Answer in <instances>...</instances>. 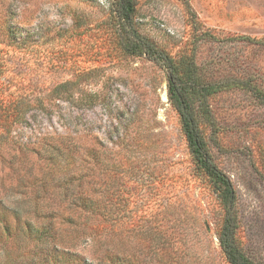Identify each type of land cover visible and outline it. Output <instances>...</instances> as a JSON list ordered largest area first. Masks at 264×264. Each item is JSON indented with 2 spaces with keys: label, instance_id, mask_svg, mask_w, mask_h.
<instances>
[{
  "label": "rangeland",
  "instance_id": "1",
  "mask_svg": "<svg viewBox=\"0 0 264 264\" xmlns=\"http://www.w3.org/2000/svg\"><path fill=\"white\" fill-rule=\"evenodd\" d=\"M129 1L140 34L181 67L192 61L203 83L224 84L191 96L212 159L235 190L237 242L264 264V0ZM118 6L0 0V209L15 221V208L33 214L38 193L67 204L81 183L103 198L118 188L112 236L121 264H229L218 240L223 190L196 166L168 70L123 48ZM100 219L78 211L71 221L78 229L67 246L87 264H109L111 227L92 239ZM20 237L0 243V264L35 260V233Z\"/></svg>",
  "mask_w": 264,
  "mask_h": 264
},
{
  "label": "trees",
  "instance_id": "2",
  "mask_svg": "<svg viewBox=\"0 0 264 264\" xmlns=\"http://www.w3.org/2000/svg\"><path fill=\"white\" fill-rule=\"evenodd\" d=\"M117 1L122 24L125 26L124 31L127 30V37L123 43V48L130 54H144L168 70L170 98L178 111L182 131L194 156L196 166L199 170L212 177L223 190L225 213L221 229L218 233L222 252L229 264H257L245 254L237 242L238 216L235 210V190L230 178L217 167L212 159L200 128L199 117L194 108L195 100L191 96L192 93H195L196 95H200L199 97H207L209 94H213L220 90L221 87H224V84L222 82L203 83L192 61L186 67H181L166 51L157 47L133 26L131 2L129 0ZM68 85L69 81L62 82L59 84L58 89L66 88ZM202 103L205 104V101ZM202 108L206 114L208 111L207 104L206 107L202 106ZM6 109L2 119L8 120L12 114L8 107ZM10 169L12 171L17 170L15 167H10ZM87 176L89 175L87 174ZM87 176L86 174H81L79 177L87 178ZM97 184L99 185V182H93L92 187L95 188ZM112 185L115 187L114 184ZM44 186L45 183L41 184L42 190H44ZM77 188L79 189V195H76L75 202H67V204L55 203L46 198L45 195H42V193L36 194L35 198H30L29 200L33 214L23 218V215L15 208V218L13 217L15 221H12L11 216L8 217V214L11 213L10 211L9 213H5L3 209H0V243L8 245L10 241L12 243L11 246H13L15 242L18 243L21 239V233L26 235L34 232L40 244L32 249L33 260L35 259L32 264H87L85 256L67 246V244L74 241L73 238L70 240L68 235L72 231L71 226H75V232H77V225L71 221L74 219L75 213L79 211L93 216H101V219L96 222V226L93 228L96 233H92V239L95 240L97 237L99 239L105 231L107 233L106 225L111 227L109 241L113 244V248L104 257L109 260V264H121L124 262L121 261L118 244H116V239L118 238L112 236L116 230V216L114 214L115 211L112 209L115 205V190L118 191V188L106 193V198H103V194L101 196L95 194L98 192V188L94 189V193L90 192L88 186H84L82 183ZM22 202L24 201L22 200ZM30 218H35L37 221L43 219L44 225L38 228L31 222ZM23 219L24 221H22ZM82 231L85 232L83 229ZM2 248L5 250L6 256H10V249L4 248L3 245ZM125 264L132 263L125 262Z\"/></svg>",
  "mask_w": 264,
  "mask_h": 264
}]
</instances>
